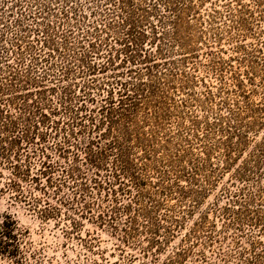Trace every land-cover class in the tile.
Here are the masks:
<instances>
[{"label": "trees", "instance_id": "trees-1", "mask_svg": "<svg viewBox=\"0 0 264 264\" xmlns=\"http://www.w3.org/2000/svg\"><path fill=\"white\" fill-rule=\"evenodd\" d=\"M78 1L0 0L5 190L45 219L65 215L73 232L87 219L128 245L144 234V258L180 234L203 198L231 172L215 201L227 198L218 206L222 225L240 235L234 236L241 258L236 264H263L258 235L264 237V134L239 160L249 148L247 136L264 126V98L252 100L264 48H252V54L237 44L242 53L227 61L221 50L207 53L208 70L219 84L214 92L216 86L201 80L206 90L199 98V53L189 34L194 24L207 32L222 15L229 17L230 33L240 30L243 20L236 19L252 8L224 0L225 14L213 6L205 20L200 8L208 0H87L91 16L103 18L98 23L85 21ZM254 5L264 8V0ZM193 103L207 108L212 119L189 112ZM174 141V151L157 152ZM215 224H208L207 212L196 219L166 264H181L196 245L215 240ZM23 240L17 223L5 217L0 256L20 264ZM128 257V264L138 258Z\"/></svg>", "mask_w": 264, "mask_h": 264}, {"label": "rangeland", "instance_id": "rangeland-1", "mask_svg": "<svg viewBox=\"0 0 264 264\" xmlns=\"http://www.w3.org/2000/svg\"><path fill=\"white\" fill-rule=\"evenodd\" d=\"M242 2L248 5L249 8L251 7L253 13L239 14L240 17H236V20H239V18L241 21L243 20L240 30H231L230 33V28L228 26L230 25V20L226 15H222V18L217 20L211 29L207 28V32L203 34L199 30V24H191L192 30L189 31L191 32L189 33L191 36V45L194 46L199 53L196 60L198 69L195 71V80L198 82L194 87L196 97L202 98L203 92L206 90L201 80H204L209 86H216L213 87L214 92H217V86L219 84L214 72L208 70V63L206 61L207 53L221 50L222 52L219 56L224 61H227L232 58V56L237 55V53H242L237 52L235 49L237 44H243L246 49L252 51L250 52L252 54L255 52H253L252 48L256 46L264 48V15H262L264 8H257L254 5V0H242ZM12 5V2H9V6L11 7ZM223 5L224 0H208L205 5L200 8V11L206 20L208 16L206 10L208 11L213 6H216V8L224 12L225 6ZM78 6L79 10L84 15H88L89 19L87 18L85 20L86 22L95 19L96 22L101 23L103 18L99 13L95 16H91V9L88 8L89 4L87 0H79ZM10 19H13V17H10ZM23 22L28 24L30 21L28 22L26 18ZM205 27H209V25L206 23L203 28ZM187 32L188 30H183V34H187ZM259 59L260 61L256 63L255 82L252 86L256 88L252 98L254 103H259L261 98H264V60L262 58ZM232 63H234L236 67L238 66L234 59H232ZM186 69H192L191 62H188ZM216 98L218 101L219 97L217 96ZM177 99L180 100V96H177ZM205 110H207V108L199 103H193L191 107L188 108V111L193 112V115H198L200 117L205 115L208 116L209 119H212L211 113ZM167 126L173 127V124L168 123ZM200 130L201 132L204 131L203 128ZM263 134L264 126L259 129L258 134H249L247 136L250 145L249 148L245 149L239 162L247 155L248 151L251 150L255 139L260 140ZM142 144V142H138L134 145H136V148L138 145L139 148ZM178 146L177 141H174L173 144L165 148V150L164 148H157V152L161 154V152L167 149L174 151ZM137 151L139 155L141 153L140 148ZM212 159L215 163L217 162L214 156ZM239 162L233 166V170ZM222 164L223 163H221V165ZM0 171H3V173L7 175V172L1 167ZM230 173L231 172L225 173L224 176L221 177L219 184L203 198L199 209L192 217L188 218L186 222L187 225L183 227L180 234L170 238L167 243H165L164 240L162 249H158L154 246L150 254L144 258V247H148V242L144 234L137 235L134 240H130V245H128V243H123L119 235H115L109 227L97 226L87 219H83V225L79 231L73 232L69 230L72 228L71 221L67 220L65 215L62 214L60 217L45 219L41 217L40 214L33 212L28 207V204L15 197V193H10L5 190L6 181L3 177H0V224L5 217H10L24 232V240L21 246L24 258L20 264H128V256H130V254L138 256L133 264H166L173 252L182 246L181 241L183 236L187 233L195 220L207 212L208 224L212 225V223H216L215 229H213L215 240H212L211 243L210 240H207L200 248L196 245L194 253H191L181 264H236L241 258L237 253L238 247L235 246L234 236L240 235L234 227H228L226 229L222 225L224 218L218 206H224L227 203V198L220 199L218 204L215 203L221 193L222 186L229 182ZM245 231L248 232L249 227L246 226ZM244 237L242 238V245L248 247L249 241ZM258 239L264 241V237L259 235ZM191 242L192 241L189 243ZM0 264L19 263H11L10 260L0 256Z\"/></svg>", "mask_w": 264, "mask_h": 264}]
</instances>
